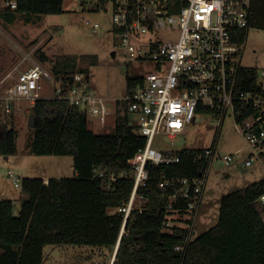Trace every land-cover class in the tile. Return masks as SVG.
Instances as JSON below:
<instances>
[{"label": "trees", "instance_id": "16d2710c", "mask_svg": "<svg viewBox=\"0 0 264 264\" xmlns=\"http://www.w3.org/2000/svg\"><path fill=\"white\" fill-rule=\"evenodd\" d=\"M16 2V8L7 6L1 12L8 22L23 14L59 13L64 0ZM249 28L264 30V0H251L249 27L241 29V39L247 38ZM97 58L93 54H65L54 72L58 76L87 73L86 68L75 71L78 63H96ZM242 79L243 88L261 89L257 68H244ZM139 81L138 76L128 74L126 92L131 93ZM117 102L123 112L119 111L114 131L109 133L95 131L87 113L67 99L40 97L31 104L30 113L36 117L32 151L72 156L75 174L48 180L22 178L26 196L18 212L13 199H0V264H43L47 244L93 245L114 251L124 221L119 208L129 201L134 186L129 161L147 144L131 119L128 102ZM17 138V128L0 119V155L15 154ZM205 151L206 147H182L171 151L179 157L178 162L148 164V185L139 189L144 209L135 208L127 220L115 264H264V215L258 207L264 178L224 194L218 222L192 238L185 251L176 249L185 243L189 229L184 224L166 227L168 219L177 220L175 211L166 209L167 195L174 191V185L161 187L160 181L200 176L209 164ZM96 168L130 175L108 187L105 178L95 175ZM186 204V200L175 201L173 207L182 211Z\"/></svg>", "mask_w": 264, "mask_h": 264}, {"label": "built area", "instance_id": "2783aa9c", "mask_svg": "<svg viewBox=\"0 0 264 264\" xmlns=\"http://www.w3.org/2000/svg\"><path fill=\"white\" fill-rule=\"evenodd\" d=\"M7 2L9 7H17L16 0ZM83 3L97 11L110 5L111 30L119 37V46L125 48L128 61L141 67L149 63L151 68L134 74L142 81L120 98L136 113L138 131L147 138V144L129 161L134 186L129 201L119 208L124 221L118 243L106 263L115 264L127 220L135 208L144 209L141 204L144 196L139 194V189L148 185V164L179 161L170 150L154 146L157 136L179 141L187 133L188 124L202 122L205 114L216 120L219 129L225 118L232 115L247 145L245 166L256 161L264 166V69H258L261 89L243 88L242 72L247 66L242 63L246 39H241V29L249 27L251 0H84ZM92 25L94 29L101 27L99 22ZM27 59L31 61L29 67L20 69L16 65L1 80L0 90L1 84L10 80L4 92H0L6 113L13 112L12 101L26 99L33 104L48 88L54 91L52 97L67 99L87 116L96 118L103 128L107 126L112 108L108 99L88 84V75L75 72L58 76L41 61L29 55L24 57ZM53 81L58 84L46 86ZM205 155L209 164L200 176L160 181L161 187L174 185V191L167 195L166 209L174 210L173 217L177 220L168 219L166 227L184 224L189 229L185 243L176 246L177 250L185 251L192 239L211 163L216 157L233 159V153L221 154L216 144L207 146ZM94 173L105 178L108 187L120 177L130 175L127 171L108 173L101 168L94 169ZM8 174L15 186H22L18 174L11 170ZM181 200L187 201L184 213L173 207L175 201ZM258 207L264 215V194L258 199ZM183 219L187 221L182 222Z\"/></svg>", "mask_w": 264, "mask_h": 264}, {"label": "rangeland", "instance_id": "374dc122", "mask_svg": "<svg viewBox=\"0 0 264 264\" xmlns=\"http://www.w3.org/2000/svg\"><path fill=\"white\" fill-rule=\"evenodd\" d=\"M7 1L0 0V77L3 70L11 69L15 64L20 69H26L31 64L29 59L24 60L26 55L41 61L53 72L57 61L65 54L97 55L96 63L80 61L75 71L86 68L89 71H84L86 76L89 74L88 84L96 93L108 99L112 108L109 120L112 122L98 132H113L114 118L119 111L123 112V107L117 101L126 94L127 75L148 72L151 68L149 63L141 67L136 62L128 61L125 48L119 46V37L111 30L112 7L107 5L106 9L97 11L89 9L83 3L84 0H64L63 10L59 13L23 14L14 22H8L1 15L8 5ZM95 22H99L101 27L94 29L92 24ZM242 63L247 67L264 69V30L249 28ZM4 76L0 78V83ZM9 82L6 80L1 84V93ZM56 84L53 81L46 83V86L53 87ZM52 96L53 90L45 88L42 91V97ZM12 106L14 110L8 114L4 110V101L0 100V119L12 123L18 130L17 152L9 155V158L0 155V195L4 192V196L14 199L18 212L25 193L22 186H15L8 174L9 170L24 178L48 174L52 177L58 174L71 177L74 169L71 167L72 156L37 155L32 151L34 129L28 124L32 105L28 100L20 99L12 101ZM88 119L90 123L97 122L91 114H88ZM131 119L137 123L136 113L131 112ZM214 143L221 154L233 153V159L226 161L216 157L211 163L192 238L218 222L221 197L264 178V166L259 161L252 166H245L247 145L235 127L232 115L225 118L220 130L216 120L210 114H205L202 122L188 124L187 133L179 141H171L163 136L155 139V147L170 151L182 147H207ZM60 158L66 159V162L59 170L54 163ZM112 253L108 248L101 250L93 245L47 244L44 246L43 264H106Z\"/></svg>", "mask_w": 264, "mask_h": 264}, {"label": "crops", "instance_id": "0c3cea01", "mask_svg": "<svg viewBox=\"0 0 264 264\" xmlns=\"http://www.w3.org/2000/svg\"><path fill=\"white\" fill-rule=\"evenodd\" d=\"M8 6V5H7ZM32 58V57H31ZM34 59V58H33ZM35 60V59H34ZM12 62H14V60L12 61ZM13 65V64H12ZM16 66V64L9 70H3L2 72H1V77L3 76V75H6L8 72H10L12 69H14V67ZM30 66V65H29ZM28 66V67H29ZM0 77V78H1ZM111 117V116H110ZM110 119V118H109ZM110 121L111 120H108V124L110 123ZM112 122V121H111ZM108 124H107V126H108ZM112 124V123H111ZM90 125H91V127L95 130V131H102V130H104L106 127H102L99 123H97V122H92V123H90ZM113 128L115 127V118H114V122H113ZM246 153H248V151H246ZM6 158H9V156H5ZM68 161V160H67ZM66 162V159H62V158H60V159H57V160H55V165L56 166H58V169L60 170V168H63L64 167V163ZM70 162H71V160H70ZM73 162V161H72ZM71 167L74 169V162L71 164ZM64 170V169H63ZM62 170V171H63ZM74 174H75V171H74ZM26 175H28V174H26ZM20 176V175H19ZM50 177H52V176H50L49 174L48 175H46V176H44L43 178H45L46 180H48ZM54 177V176H53ZM55 177H64V176H61V175H57V176H55ZM5 194H4V192H2V195H0V199H10V198H8L7 196H4ZM26 196V195H25ZM22 197L24 198V196L22 195ZM14 200V199H13Z\"/></svg>", "mask_w": 264, "mask_h": 264}, {"label": "water", "instance_id": "95a60500", "mask_svg": "<svg viewBox=\"0 0 264 264\" xmlns=\"http://www.w3.org/2000/svg\"><path fill=\"white\" fill-rule=\"evenodd\" d=\"M35 122H36L35 113L34 112H31L29 114L28 124L33 127L35 125Z\"/></svg>", "mask_w": 264, "mask_h": 264}]
</instances>
